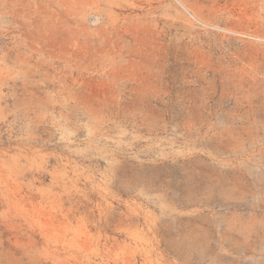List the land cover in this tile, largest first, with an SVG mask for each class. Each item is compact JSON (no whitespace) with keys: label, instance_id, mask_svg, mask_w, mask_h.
<instances>
[{"label":"rangeland","instance_id":"obj_1","mask_svg":"<svg viewBox=\"0 0 264 264\" xmlns=\"http://www.w3.org/2000/svg\"><path fill=\"white\" fill-rule=\"evenodd\" d=\"M0 264H264V0H0Z\"/></svg>","mask_w":264,"mask_h":264}]
</instances>
